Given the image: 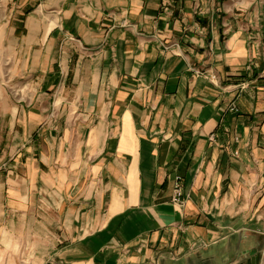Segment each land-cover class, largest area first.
I'll return each instance as SVG.
<instances>
[{"label": "crops", "instance_id": "crops-1", "mask_svg": "<svg viewBox=\"0 0 264 264\" xmlns=\"http://www.w3.org/2000/svg\"><path fill=\"white\" fill-rule=\"evenodd\" d=\"M7 1L0 264H264V0Z\"/></svg>", "mask_w": 264, "mask_h": 264}, {"label": "rangeland", "instance_id": "rangeland-1", "mask_svg": "<svg viewBox=\"0 0 264 264\" xmlns=\"http://www.w3.org/2000/svg\"><path fill=\"white\" fill-rule=\"evenodd\" d=\"M11 8L12 4H9L7 0H0V91H5L7 94L15 92L14 85L16 84L13 79L14 70L12 63L14 49L8 44L12 36L10 30L13 27L12 23H8ZM0 148H4V145L0 144Z\"/></svg>", "mask_w": 264, "mask_h": 264}, {"label": "built area", "instance_id": "built-area-1", "mask_svg": "<svg viewBox=\"0 0 264 264\" xmlns=\"http://www.w3.org/2000/svg\"><path fill=\"white\" fill-rule=\"evenodd\" d=\"M183 178L178 176L174 180V187H173V202L179 206L184 205V190H183Z\"/></svg>", "mask_w": 264, "mask_h": 264}, {"label": "water", "instance_id": "water-1", "mask_svg": "<svg viewBox=\"0 0 264 264\" xmlns=\"http://www.w3.org/2000/svg\"><path fill=\"white\" fill-rule=\"evenodd\" d=\"M262 259L263 256L261 253L258 252V250H251L247 251L240 257V264H243V262L246 260H249L248 264H261Z\"/></svg>", "mask_w": 264, "mask_h": 264}]
</instances>
